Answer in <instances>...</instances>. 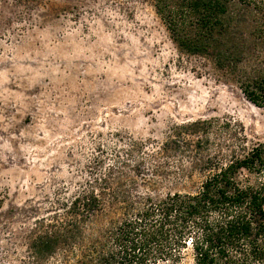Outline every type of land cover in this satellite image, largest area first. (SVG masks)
<instances>
[{
  "label": "rangeland",
  "instance_id": "rangeland-1",
  "mask_svg": "<svg viewBox=\"0 0 264 264\" xmlns=\"http://www.w3.org/2000/svg\"><path fill=\"white\" fill-rule=\"evenodd\" d=\"M236 136L264 143V109L180 52L152 0H0V264H112V231L146 198L196 191L198 161ZM89 193L94 212L72 213Z\"/></svg>",
  "mask_w": 264,
  "mask_h": 264
},
{
  "label": "trees",
  "instance_id": "trees-1",
  "mask_svg": "<svg viewBox=\"0 0 264 264\" xmlns=\"http://www.w3.org/2000/svg\"><path fill=\"white\" fill-rule=\"evenodd\" d=\"M152 2L180 52L236 77L245 99L264 109V0ZM239 136L227 154L198 161L204 177L196 191L146 198L112 231V264H181L187 251L191 264H264V143ZM98 204L89 193L69 210L90 215ZM50 228L34 239L38 259L79 233L75 221L67 233Z\"/></svg>",
  "mask_w": 264,
  "mask_h": 264
}]
</instances>
